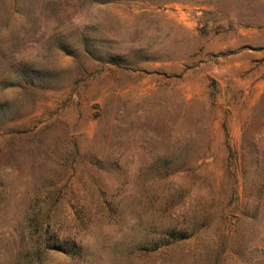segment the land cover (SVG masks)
<instances>
[{
  "label": "rangeland",
  "instance_id": "374dc122",
  "mask_svg": "<svg viewBox=\"0 0 264 264\" xmlns=\"http://www.w3.org/2000/svg\"><path fill=\"white\" fill-rule=\"evenodd\" d=\"M0 264H264V0H0Z\"/></svg>",
  "mask_w": 264,
  "mask_h": 264
},
{
  "label": "trees",
  "instance_id": "16d2710c",
  "mask_svg": "<svg viewBox=\"0 0 264 264\" xmlns=\"http://www.w3.org/2000/svg\"><path fill=\"white\" fill-rule=\"evenodd\" d=\"M67 251V250H66Z\"/></svg>",
  "mask_w": 264,
  "mask_h": 264
}]
</instances>
